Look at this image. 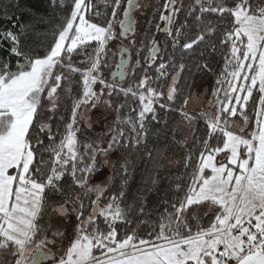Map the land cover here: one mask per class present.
I'll list each match as a JSON object with an SVG mask.
<instances>
[{"label": "snow or ice", "instance_id": "snow-or-ice-1", "mask_svg": "<svg viewBox=\"0 0 264 264\" xmlns=\"http://www.w3.org/2000/svg\"><path fill=\"white\" fill-rule=\"evenodd\" d=\"M48 3L0 30V264H264V0ZM153 136L184 171L132 194Z\"/></svg>", "mask_w": 264, "mask_h": 264}, {"label": "trees", "instance_id": "trees-1", "mask_svg": "<svg viewBox=\"0 0 264 264\" xmlns=\"http://www.w3.org/2000/svg\"><path fill=\"white\" fill-rule=\"evenodd\" d=\"M22 8L24 11L17 12L13 16V20L9 21L6 18L0 16V30H3L5 28H12V23L15 22L16 27L12 28L13 31H20L21 28L24 25H34L38 29H42L44 26L39 23L40 18H47L50 15V7L48 0H20ZM157 2H162V0H157ZM149 11H151V8H149ZM7 49V43L5 42L3 47H0V56L6 55ZM13 59V63H14ZM214 68H219L220 63L217 60L216 63L213 64ZM213 80L215 77L211 76ZM185 79H187L185 77ZM215 87V85H214ZM213 87V89H214ZM181 92L184 91L183 85H180ZM131 103V101H130ZM179 103V101H178ZM135 105L133 104V107ZM127 111V109H125ZM98 113L96 110H93V120H97ZM111 119V117L109 118ZM238 119V118H233ZM106 125H102L101 123H95L94 124V132L99 133L102 127H105ZM165 144V139L163 137L157 138L155 136L151 137V140L149 142L148 147L153 148L155 146L156 152L158 154V158L153 163H149V158L147 156H143L142 153H137L135 150H133L131 153L128 154V160L131 164L130 171H132V179L136 172V170L143 164V170L141 172L140 180L138 183L137 188L140 189L141 192L146 191L148 188H151V180L155 179L157 181L156 188L160 190L161 195H170L168 192V186L169 183L174 181L176 178L177 173H182L184 170L182 168V164L180 163L178 168H164L163 166L165 164L167 156L170 155L172 152L171 149L163 147ZM123 150H117L116 151V160L113 162L115 163L117 161V158L121 156ZM122 162V161H121ZM132 181V180H131ZM130 181V185H131ZM137 190V189H136ZM136 193V192H135ZM154 197H156V193L153 191L149 193L147 196L148 206L155 208V203H157V200H154ZM151 203V205H150ZM162 205V201H160Z\"/></svg>", "mask_w": 264, "mask_h": 264}, {"label": "rangeland", "instance_id": "rangeland-1", "mask_svg": "<svg viewBox=\"0 0 264 264\" xmlns=\"http://www.w3.org/2000/svg\"><path fill=\"white\" fill-rule=\"evenodd\" d=\"M197 80H199V77L197 76L196 78ZM214 87V80L211 77V75H209V77L201 83H196L193 85L192 87V91L197 93V95L200 96V100L197 101V105L200 104L201 101L203 100H210L212 97L210 95L211 91L213 90ZM201 93H203V95H201ZM116 152L112 153V158L113 161L116 160ZM179 152L173 153L171 152L169 156H167L165 164L163 166L164 168H178L180 165V162H178L179 159ZM143 166H144V162L143 164L136 170L133 179L131 181V185H130V191L132 194H135L139 180H140V176H141V172L143 170ZM154 204H156L153 201ZM151 205V203H150ZM152 206V205H151ZM46 264H51L50 261H46Z\"/></svg>", "mask_w": 264, "mask_h": 264}]
</instances>
